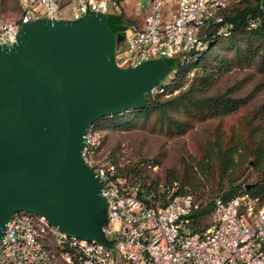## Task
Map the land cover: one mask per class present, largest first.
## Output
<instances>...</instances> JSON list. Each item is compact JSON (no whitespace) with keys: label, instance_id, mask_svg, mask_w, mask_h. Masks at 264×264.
<instances>
[{"label":"built area","instance_id":"obj_1","mask_svg":"<svg viewBox=\"0 0 264 264\" xmlns=\"http://www.w3.org/2000/svg\"><path fill=\"white\" fill-rule=\"evenodd\" d=\"M123 0H18L19 19L0 16V46L17 42L23 25L39 20H67L66 13L106 15ZM144 17L125 21L120 68H135L154 58L174 59L204 50L200 35L206 25H218L223 38L233 25L224 12L241 0H143ZM256 28V23H251ZM187 63V61H186ZM189 76V75H188ZM176 83V73L161 95ZM177 93V92H175ZM102 135L91 127L83 158L101 182L107 201L104 234L110 247L68 236L43 216L19 212L7 224L0 243V264H264V202L249 194L215 200L212 225L194 233L187 219L198 209L194 196L178 181H160L152 188L132 182L122 163L103 155ZM156 165H148L151 174ZM151 174V175H152Z\"/></svg>","mask_w":264,"mask_h":264},{"label":"water","instance_id":"obj_2","mask_svg":"<svg viewBox=\"0 0 264 264\" xmlns=\"http://www.w3.org/2000/svg\"><path fill=\"white\" fill-rule=\"evenodd\" d=\"M117 36L96 14L25 24L15 44L0 46V243L11 218L27 212L112 245L86 136L100 119L145 109L161 78L151 61L120 68Z\"/></svg>","mask_w":264,"mask_h":264},{"label":"trees","instance_id":"obj_3","mask_svg":"<svg viewBox=\"0 0 264 264\" xmlns=\"http://www.w3.org/2000/svg\"><path fill=\"white\" fill-rule=\"evenodd\" d=\"M224 15L226 21L233 25L230 37L223 38L219 35L218 25L212 22L207 24L200 35L206 48L192 51L189 55L190 61L186 59V65L176 74V83L168 87L165 94L147 97V105L143 110H130L128 113L95 122L93 127L102 129L103 147L104 132L130 130L136 126L146 127L151 119H155L172 136L184 135L196 123L223 119L240 112L264 90V0H241L237 4H231ZM0 16L6 18L1 12ZM19 17L17 3L16 16L12 20H18ZM107 22L114 34L124 31L123 15L109 17ZM251 23H256L257 27L252 28ZM222 48L230 50L232 57H221ZM251 66L254 67L256 75L261 76V80L248 95L237 97L235 94L238 86L223 92H214L224 76L234 69ZM190 73H194V76L188 88L183 90L184 81ZM263 119L264 103L245 116L229 135L218 128L214 139L202 147L197 167L200 171L205 168L213 170L221 182L228 184V189L219 196L220 199L229 200L246 193L259 198L261 203L264 202V126L260 123ZM105 154L114 162L120 163L117 155L103 151V155ZM146 163L150 162L141 161L126 170L132 182L152 188L160 181H178L198 203L199 195L189 189L178 176L153 177L146 169ZM251 169L258 179L253 183L256 186L247 191L248 177L241 183L240 181ZM215 200L213 198L204 205L198 203V209L187 218L194 233L201 234L212 225L211 214Z\"/></svg>","mask_w":264,"mask_h":264},{"label":"rangeland","instance_id":"obj_4","mask_svg":"<svg viewBox=\"0 0 264 264\" xmlns=\"http://www.w3.org/2000/svg\"><path fill=\"white\" fill-rule=\"evenodd\" d=\"M18 0H0V12L9 20L16 16ZM143 0H123L121 5L116 10L110 9L105 17L124 16L125 21L135 22L143 19L145 13L143 10ZM67 15H71L67 12ZM76 20L81 19V16L74 17ZM117 39L120 45V52L123 45L126 46L125 32L117 34ZM124 43V44H123ZM244 43V42H242ZM221 57H232L230 50L222 48L220 51ZM156 64V69L159 70L161 78L158 86L166 85L169 75L179 73L186 65V58L178 56L174 59L154 58L150 60ZM164 62V68L161 63ZM254 67H246L245 69H234L229 75L224 76L215 87L214 92H223L226 89L238 86L236 96L244 97L248 95L260 83L261 76L256 75ZM194 73H190L183 90L187 89L191 83ZM264 103V90H262L253 99V101L240 112L227 116L223 119L207 120L205 122L196 123L188 133L184 135L172 136L165 129L160 127V124L155 119H151L148 126H136L130 130H118L115 132L105 133V144L103 151L117 155L123 164L124 171L135 166L138 162L148 161L146 165H156L157 171L151 173L153 177L178 176L180 180L195 191L198 203L203 205L213 198L219 197L228 189V184L221 182L219 176L213 170L205 168L203 171L197 167V161L201 158V149L208 142L214 139L218 128L230 134L234 127H238L245 116L249 115L257 107ZM154 118V117H153ZM264 126L263 122H260ZM156 126L153 128V126ZM101 135L102 129H95ZM264 137V136H263ZM248 177L249 184H253L258 178L253 170H248L240 183ZM195 189V190H194ZM114 242H112L113 244Z\"/></svg>","mask_w":264,"mask_h":264},{"label":"crops","instance_id":"obj_5","mask_svg":"<svg viewBox=\"0 0 264 264\" xmlns=\"http://www.w3.org/2000/svg\"><path fill=\"white\" fill-rule=\"evenodd\" d=\"M67 20H76L73 16H71V17H67Z\"/></svg>","mask_w":264,"mask_h":264}]
</instances>
